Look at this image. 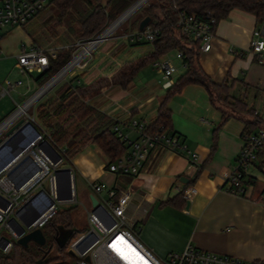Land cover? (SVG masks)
Listing matches in <instances>:
<instances>
[{
  "label": "crops",
  "instance_id": "0c3cea01",
  "mask_svg": "<svg viewBox=\"0 0 264 264\" xmlns=\"http://www.w3.org/2000/svg\"><path fill=\"white\" fill-rule=\"evenodd\" d=\"M13 28H9L3 40ZM255 30L264 33V20L258 21L250 12L233 9L227 18L219 21L212 49L201 52L200 64L216 83L227 82L233 99L245 101L264 119V62L260 61L264 60V51L259 55L251 51ZM132 34L113 37L103 49L99 45L89 67L74 74L70 81L74 85H90L100 78L108 79L109 82L89 101L108 115L113 125H120L131 138H136L137 134L128 124L131 120H141L146 125L153 123L167 90L163 88L165 79L159 70L161 78L157 83L141 79L133 84L139 73L150 64L141 68L127 87L112 82L114 74L122 66L153 51L152 44L146 46L144 41H132ZM27 37L29 41L26 44L38 45L30 36ZM3 40L4 55L7 54L5 49L10 47ZM233 50L242 54L238 55ZM171 51L158 60L174 61L177 68L172 76L174 82L185 73L186 66L180 51L178 55L182 58L183 69L173 59ZM14 52L10 49L7 56L17 57L20 51L17 55ZM170 106L173 110L170 133L179 135L188 148L199 155L200 166L207 161L197 179L190 184L195 193L186 205L182 206L177 200L168 202L185 189L187 183L182 178H188L190 183L198 171L190 166L183 153L159 146L151 152L139 175L126 176L109 171L105 167L107 157L96 146L88 154L102 155L98 165L91 162L84 152L82 158L74 160L69 167L73 170L80 167L91 186L94 181H104L131 192L129 213L142 223L139 237L153 252L161 255L183 252L188 244H192L215 253L264 260V202L261 197L264 193V154L247 171L246 196L226 191V176L233 170L244 143V123L236 117L222 122L220 111L211 105L206 89L199 84L187 85L171 99ZM215 128H218L217 148L208 161ZM141 208H146L147 212L142 213Z\"/></svg>",
  "mask_w": 264,
  "mask_h": 264
},
{
  "label": "built area",
  "instance_id": "2783aa9c",
  "mask_svg": "<svg viewBox=\"0 0 264 264\" xmlns=\"http://www.w3.org/2000/svg\"><path fill=\"white\" fill-rule=\"evenodd\" d=\"M52 1L0 0V59L3 55L2 40L9 28L26 25L45 11ZM216 23L214 17L198 19L194 15L181 13L177 27L182 35L191 41H198L201 50L207 52L213 46ZM158 33L157 28L147 25L143 31L138 30L130 37L135 42H153ZM94 39L89 40L81 52L93 43H96V47L106 40ZM233 51L238 55L242 54ZM251 51L258 55L264 51L262 30L254 31ZM179 54L183 57L181 51ZM56 55L55 50H47L34 43L22 44L17 63L26 80L8 79L1 89V96L11 95L12 90L22 85H27L30 90L32 82L38 83L37 78L48 69L50 60L56 58ZM82 59L77 65H80ZM260 61L264 62L263 59ZM153 64L163 74V88L168 90L174 83L172 76L177 68L166 59L157 60ZM34 74L38 76L35 77ZM33 97L22 105L18 104L17 110L0 125L1 134L5 129L10 130L23 120L11 134H6L4 139H0V251L4 253L10 252L18 242L21 228L25 230L24 234L42 229L58 212V202L68 205L78 202L74 170L66 166L69 161L66 148L54 147L33 124L35 118H24L29 109L27 106L24 110V107ZM128 125L137 137L131 138L120 125L114 126L117 136L127 142L128 148L116 161L108 166L106 163L105 167L109 171L137 176L151 152L159 146L186 154L190 166L197 170L200 168L199 155L191 151L178 135L164 131L147 132V125L141 120H131ZM262 149L264 128L244 137L234 168L226 176V191L247 195V171L259 160ZM66 168H70L72 173L59 172ZM92 188L98 205L88 212L87 230L68 248V254L73 257L74 264H264V260H247L215 253L192 244H188L183 252L171 253L169 258L163 261L147 248L139 237V219L129 213L131 192L104 181L92 182ZM194 193V188L189 186L185 189L184 196L191 200ZM261 197L264 202V193ZM141 212L146 213L147 209L141 208ZM37 215L39 217L28 226L27 222Z\"/></svg>",
  "mask_w": 264,
  "mask_h": 264
},
{
  "label": "trees",
  "instance_id": "16d2710c",
  "mask_svg": "<svg viewBox=\"0 0 264 264\" xmlns=\"http://www.w3.org/2000/svg\"><path fill=\"white\" fill-rule=\"evenodd\" d=\"M136 1L53 0L49 6L56 12L53 16L56 27H62L65 34H74L76 40L89 41L97 37ZM235 8L254 14L258 21L264 20V0H149L145 6V15L139 24L144 18L150 17L151 21L148 25L159 30L153 42H145L153 45V51L122 66L114 74L112 82L127 87L141 68L153 64L173 49L183 53L186 71L174 81L162 97L158 116L153 123L147 125V132L172 131L173 110L170 101L190 84H199L206 89L211 105L221 113L222 122H226L231 117L240 119L244 123L243 137L259 128H264V119L255 108L250 107L243 100L233 99L229 95L230 86L227 82L216 83L204 71L200 64L202 52L200 43L182 35L177 27L179 15L186 13L198 19L214 17L217 21L215 30L219 21L227 18ZM55 32L60 34L57 29ZM75 43L57 50L56 58L51 59L48 69L40 74L37 80L39 85H44L68 64L77 49ZM108 82L106 78H100L90 85H74L72 81H69L65 88L59 90L57 98L48 103H42L38 107L41 117L43 116L46 121L47 129L44 131L39 127L41 124H38L37 129L54 147L66 148L69 161L85 146L93 144L105 154L108 166L122 156L128 148L127 142L118 137L114 131V126L117 124L113 125L112 119L89 101ZM217 133L218 128H215L214 142L208 161L217 148ZM173 134L177 135L175 132ZM263 154L264 149L260 152L259 158L262 159ZM206 163L207 161L200 166L195 178L186 184L185 189L197 179ZM185 189L168 202L177 200L182 206L186 205ZM73 224L72 207L59 209L42 228L46 237L45 245L31 241L29 246L25 247L16 242L10 252L0 251V264H52L55 262L66 264L65 259L69 255L70 244L87 230V228L75 229Z\"/></svg>",
  "mask_w": 264,
  "mask_h": 264
},
{
  "label": "rangeland",
  "instance_id": "374dc122",
  "mask_svg": "<svg viewBox=\"0 0 264 264\" xmlns=\"http://www.w3.org/2000/svg\"><path fill=\"white\" fill-rule=\"evenodd\" d=\"M149 2V1H148ZM146 2L143 6H141L138 10H136L128 19H126L120 26H118L115 30L111 31L108 34L107 39L102 43L98 44L94 47L90 53H88L81 61L80 65H73L58 81L51 84V87L46 90L44 94L34 103V101L30 102L29 109L27 110L28 115H25L24 118H28L29 116L35 118L34 125L37 127L38 124L40 125L44 131L46 128V121L41 117L39 110V105L42 103H48L51 100L57 98L59 96V90L65 88L66 84L71 80L74 74H77L79 71H84L86 68L89 67L90 60L93 54L96 51V48L99 46L100 49H103L108 42H110L113 37L117 35H124V33L132 34L138 31L139 28V21L145 15V6L147 5ZM56 15L55 10L53 7L49 6L45 11L40 13L36 16L33 20L28 22L26 25L22 27H15L13 28L5 37L3 42L8 44L10 49L15 50V55L21 50L22 43H28L29 39L27 36H30L34 41L37 42L41 48L47 50H57L62 49L64 47L71 46L72 43L77 45V49L74 52V55H78L84 46L87 45L88 41L76 40L74 34H65L63 33L62 27H56L55 21L53 16ZM58 30L60 34H56L55 30ZM106 29V28H105ZM69 35V36H68ZM146 46H150L151 43H145ZM10 49H5V53H10ZM4 54L0 59V96H1V89L5 86V82L10 79L15 81L17 79H24L26 78L23 74L20 73L17 63L16 56H7ZM171 55L176 63L183 69L184 65L182 63V58L178 55V50L174 49L171 51ZM73 58V57H72ZM174 63V61H173ZM86 64V65H84ZM179 73V72H178ZM176 73V74H178ZM35 77L38 74H34ZM161 76L158 74L157 67L154 64H150L146 66L136 77L133 81V84L139 83L141 79L151 80L154 83H157L160 80ZM135 82V83H134ZM43 85H39L38 83L32 82V87L29 90L27 85L20 87L18 90H12L11 95H6L0 97V125L8 119L18 108V104H24L29 98L33 97L39 90L42 88ZM38 98V97H37ZM36 98V99H37ZM32 104V105H31ZM8 129H5L0 134V139H4L8 132ZM96 148L95 145L89 144L86 149H82L77 155H75L71 161H68L66 166L72 165L74 160L81 159L82 154L89 153V150H94ZM90 161L93 162L95 165H98L102 161V155L99 154H88ZM104 157V156H103ZM105 160V158H104ZM74 174H75V184L78 194V202L72 205L63 204L58 202L59 209H66L68 207H72V218L74 221L73 228L75 229H85L88 227V212L93 209V204L90 198V195L94 193V190L91 184L88 183L87 175L82 173L80 167H74ZM138 231L142 229V223L138 222ZM155 255L165 261L169 258L172 252H166L165 254H158L154 252ZM66 264H74V259L71 256H67L65 259Z\"/></svg>",
  "mask_w": 264,
  "mask_h": 264
},
{
  "label": "water",
  "instance_id": "95a60500",
  "mask_svg": "<svg viewBox=\"0 0 264 264\" xmlns=\"http://www.w3.org/2000/svg\"><path fill=\"white\" fill-rule=\"evenodd\" d=\"M149 0H137L130 8H128L121 16H119L114 22H112L105 30H103L95 39L94 41H99L101 38L102 39H107L108 35L107 36H103V34L112 26L114 25L119 19L121 18H125L128 19L136 10H138L141 6H143L146 2H148ZM151 21V18L150 17H146L144 18L140 25H139V30L140 31H143L146 26L150 23ZM117 28V27H116ZM115 28V29H116ZM114 29V30H115ZM103 36V37H102ZM75 56H73V58L68 62V64L63 67L57 74H55L48 82H46L43 87L41 88V90H39L35 96L40 93L44 88H46L48 86V84L59 74L61 73L63 70H65L69 65L70 63H72V61L74 60ZM39 78V77H38ZM37 78V80H38ZM51 86H49L46 90H48ZM46 90H43V93H41L38 98L32 103L34 104L40 97L42 94H44L46 92ZM23 122V120L19 121L13 128H11L8 132H7V135L11 134L21 123ZM0 143H1V140H0ZM50 146L51 144L49 142H47ZM59 172H65L67 174H71L72 171L70 168H66V169H62L60 170ZM182 181L188 183L189 182V179L188 178H185L183 177L182 178ZM91 200H92V204L93 206H97L98 205V200L96 198V196L94 194L91 195ZM188 205H189V202H188ZM39 217V215H37L32 221L30 222H27V225H31L33 223V221H35L37 218ZM24 229L21 228L20 230V235L21 237L19 238L18 240V243L22 246H25V247H28L29 246V243L31 241L33 242H36L37 244H40V245H45L46 244V237L43 233V230L38 228V229H35V230H32L30 232H28L27 234H24ZM52 264H61L60 262H55V263H52Z\"/></svg>",
  "mask_w": 264,
  "mask_h": 264
},
{
  "label": "bare ground",
  "instance_id": "6f19581e",
  "mask_svg": "<svg viewBox=\"0 0 264 264\" xmlns=\"http://www.w3.org/2000/svg\"><path fill=\"white\" fill-rule=\"evenodd\" d=\"M143 1V0H142ZM125 21V18H121L119 19L114 25H112L104 34L103 36H107L109 33H111V31H113V28H116L118 26H120L123 22ZM113 29V30H112ZM102 36V37H103ZM96 45V43L91 44L89 47H86L82 52H80L78 55H76L75 59L72 61V63H70V65L63 70L61 73H59L49 84L46 88H44L43 90H46L49 86H51V84L55 83L56 81H58L70 68L73 67V65L79 63V61L85 57L86 54L90 53V51L92 50V48ZM43 90L38 93L36 96H34L31 101L36 100V98L43 93ZM30 101V102H31ZM30 102L28 103V105H26V107H24V110L27 109V106L29 107ZM32 105V104H31Z\"/></svg>",
  "mask_w": 264,
  "mask_h": 264
}]
</instances>
